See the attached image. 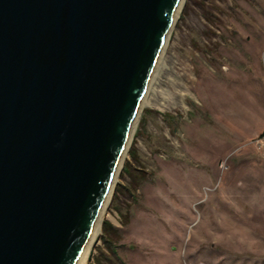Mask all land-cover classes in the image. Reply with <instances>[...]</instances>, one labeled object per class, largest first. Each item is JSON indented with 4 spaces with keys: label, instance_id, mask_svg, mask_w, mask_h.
I'll return each instance as SVG.
<instances>
[{
    "label": "water",
    "instance_id": "95a60500",
    "mask_svg": "<svg viewBox=\"0 0 264 264\" xmlns=\"http://www.w3.org/2000/svg\"><path fill=\"white\" fill-rule=\"evenodd\" d=\"M179 0H0V264H79Z\"/></svg>",
    "mask_w": 264,
    "mask_h": 264
},
{
    "label": "rangeland",
    "instance_id": "374dc122",
    "mask_svg": "<svg viewBox=\"0 0 264 264\" xmlns=\"http://www.w3.org/2000/svg\"><path fill=\"white\" fill-rule=\"evenodd\" d=\"M88 264H264V0H184Z\"/></svg>",
    "mask_w": 264,
    "mask_h": 264
},
{
    "label": "bare ground",
    "instance_id": "6f19581e",
    "mask_svg": "<svg viewBox=\"0 0 264 264\" xmlns=\"http://www.w3.org/2000/svg\"><path fill=\"white\" fill-rule=\"evenodd\" d=\"M183 2H184V0H179L178 6H177V10H176V13H175V17H174L173 22H172L171 26L169 27V29H168L166 35H165V37H164V40H163V48H162V51H161V54H160V57H159L158 63H157V65L155 66V69H154V71L152 72V74H151V76H150V79H149V81H148V85H147V89H146V91H145V94H146V92H147V90H148V88H149V85H151V84H150L151 81L153 80V78H154V77L156 76V74H157V70H158V68H159V66H160V62H161V58H162L161 56H162L163 51H164V49H165L166 43L169 42V36H170L171 30L173 29V27H174V25H175V22H176L177 16H178L179 11H180V9H181V7H182V5H183ZM145 94H144V96H143V99H142V101H141L140 107H139V109H138L137 116H136V118H135V120H134V122H133V125H132V127H131V129H130V131H129V134H128V137H127V140H126V143H125V147H124L123 153H122V155H121V157H120V160H119V163H118V166H117L116 172H115V174H114V176H113V178H112V180H111V182H110V184H109V186H108V189H107V192H106V196H105V201H104L103 207H102L101 212H100V214H99V216H98V219H97V221H96V223H95V225H94V227H93V230H92V232H91V234H90V236H89V238H88V241H87V244H86L85 250H84V252H83V255H82V257H81V260H80L79 264H88V262H87V257H88V256H87V255H88V252H89L90 245H91L92 241H94L96 234H97V233L99 232V230H100V227H101V221H102V216H103V214H104V212H105V209H106V207H107V204H108V202H109V200H110V198H111V196H112V193H113V190H114V187H115V183H116V181H117V177H118V175H119V171H120V169H121V165H122L123 159H124V157H125V155H126V152H127L128 147H129V143H130V140H131V137H132L133 131H134V128H135V126H136V124H137V121H138V118H139L140 108H141V106H142V104L144 103V100H145V98H144V97H145Z\"/></svg>",
    "mask_w": 264,
    "mask_h": 264
},
{
    "label": "built area",
    "instance_id": "2783aa9c",
    "mask_svg": "<svg viewBox=\"0 0 264 264\" xmlns=\"http://www.w3.org/2000/svg\"><path fill=\"white\" fill-rule=\"evenodd\" d=\"M257 145L260 153L264 155V136L257 140Z\"/></svg>",
    "mask_w": 264,
    "mask_h": 264
}]
</instances>
